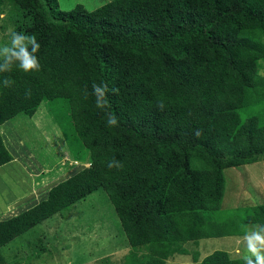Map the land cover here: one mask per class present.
<instances>
[{
  "label": "trees",
  "instance_id": "trees-1",
  "mask_svg": "<svg viewBox=\"0 0 264 264\" xmlns=\"http://www.w3.org/2000/svg\"><path fill=\"white\" fill-rule=\"evenodd\" d=\"M7 6L14 30L41 44L42 70L0 74V126L62 100L85 153L75 160L88 155L90 165L0 221V264L3 247L98 191L131 248L122 264H166L176 255L244 264L222 250L200 260L197 247L264 223V205L244 218L219 213L224 171L264 159V0H111L92 11L0 0V14ZM93 83L119 89L105 110ZM105 111L119 117L117 126L106 125ZM113 157L122 169L107 167ZM12 161L0 131V167Z\"/></svg>",
  "mask_w": 264,
  "mask_h": 264
},
{
  "label": "rangeland",
  "instance_id": "rangeland-1",
  "mask_svg": "<svg viewBox=\"0 0 264 264\" xmlns=\"http://www.w3.org/2000/svg\"><path fill=\"white\" fill-rule=\"evenodd\" d=\"M110 1L59 0V3L65 11L72 10L78 4L92 11ZM3 14L5 18L0 20V43L7 39L8 29H14L8 16L10 6L5 8ZM261 73L264 74V70ZM72 126L66 104L56 100L44 102L34 118L21 115L6 128L17 143L16 151L21 152V163L18 164L28 168L26 173H30V180L27 183L33 190L44 191L45 187L55 186L90 165L88 155L85 163L75 160L78 151L83 156L85 153L79 150L80 140L74 136ZM11 168L8 166L0 171V210L5 205L3 200L13 191L12 185L16 184L14 188L17 192L24 190L22 186L20 190L14 175H9ZM224 175L225 196L220 214L228 212L229 215L245 217L251 208L264 205V159L227 169ZM19 207L9 206L7 211L0 212V219L21 213ZM238 238L227 236L200 241L197 247L200 260L217 250L227 251L232 258L240 259L235 254ZM188 247L192 251L196 249L192 244ZM130 250L108 196L98 191L69 212L46 220L3 247L1 254L5 264H122ZM192 260L191 255H176L166 264H191Z\"/></svg>",
  "mask_w": 264,
  "mask_h": 264
},
{
  "label": "clouds",
  "instance_id": "clouds-1",
  "mask_svg": "<svg viewBox=\"0 0 264 264\" xmlns=\"http://www.w3.org/2000/svg\"><path fill=\"white\" fill-rule=\"evenodd\" d=\"M4 18L5 15L0 14V20ZM40 49L41 44L35 34H25L22 31L9 28L7 39L0 43V74H10L14 69L27 74L40 72L42 70L38 56ZM13 83L14 81L10 76H5L2 80V84L6 88L12 87ZM109 93L118 95L119 89L115 87L110 89L107 83L92 84L91 95L95 97V104L98 109H107ZM88 94L87 89H85V95ZM25 95L27 96L29 93ZM104 116L108 127L118 125L119 117L113 115L112 112L105 111ZM111 161L107 163L109 169H122L124 167V163L116 160L115 157L111 158ZM235 254L243 260L244 264H264V223H254L247 226L245 234L237 239Z\"/></svg>",
  "mask_w": 264,
  "mask_h": 264
},
{
  "label": "crops",
  "instance_id": "crops-1",
  "mask_svg": "<svg viewBox=\"0 0 264 264\" xmlns=\"http://www.w3.org/2000/svg\"><path fill=\"white\" fill-rule=\"evenodd\" d=\"M9 124H12V120L6 122L3 125H1L0 126V131H1V135H2V138H3L5 146L7 147V149L9 150V152L13 156V161L10 162L7 165H4V166L0 167V171L3 170L4 168L8 167V166L9 167L11 166L12 168L9 170L10 171L9 175H14V178L16 179V181L19 184L20 190H21V186L23 187L24 190H21V192H17L15 190V188L17 187L16 184L12 185L14 192L13 191L12 192L9 191L10 193H8V194H10V195L5 200H3L5 205H4V208H1L0 212L7 211L9 209V206H12V207L21 206L19 208H21L20 211L22 213V212H24V211L36 206L40 202L46 200L47 197H48L49 191L51 190L52 187H54V185L53 186H47L48 189H46V187H45L44 191H42V189H39V190L35 191L31 187L28 186L29 184L27 183V181L30 180V177H29L30 173L29 172H28L29 174L26 173V171H27L26 168L27 167L25 165H24V168H23V167H21L20 164H18V163H21V152H17L16 151L17 143H16L15 139L12 138L11 132H7L6 128L9 126ZM18 144L20 145L19 148H20V151H21V140L18 141ZM17 165H20V168H17ZM32 166H33L32 168L35 169V165L32 164ZM39 166H41V165H39ZM16 168L20 169L21 171L20 170H16ZM6 172H7V170H6ZM21 173H22V175H21ZM43 178L44 177H42V179ZM17 198H18V200H17ZM11 201H13L12 204L8 205V203H10ZM19 214L20 213L15 214V216H17ZM12 217H13V215L12 216L9 215V216H7V217H5L3 219H0V221L7 220V219H10Z\"/></svg>",
  "mask_w": 264,
  "mask_h": 264
}]
</instances>
